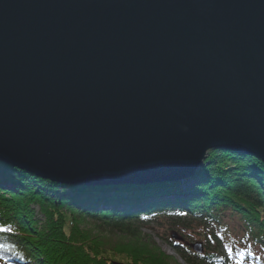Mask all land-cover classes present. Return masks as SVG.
Here are the masks:
<instances>
[{
  "label": "water",
  "instance_id": "water-1",
  "mask_svg": "<svg viewBox=\"0 0 264 264\" xmlns=\"http://www.w3.org/2000/svg\"><path fill=\"white\" fill-rule=\"evenodd\" d=\"M219 149L264 163V0H0L1 162L141 187Z\"/></svg>",
  "mask_w": 264,
  "mask_h": 264
},
{
  "label": "trees",
  "instance_id": "trees-1",
  "mask_svg": "<svg viewBox=\"0 0 264 264\" xmlns=\"http://www.w3.org/2000/svg\"><path fill=\"white\" fill-rule=\"evenodd\" d=\"M227 220L264 252V163L255 155L214 150L194 177L141 187L61 185L0 161V264H179L156 238L185 264H231L219 245L207 241L199 255L160 233L175 239Z\"/></svg>",
  "mask_w": 264,
  "mask_h": 264
},
{
  "label": "rangeland",
  "instance_id": "rangeland-1",
  "mask_svg": "<svg viewBox=\"0 0 264 264\" xmlns=\"http://www.w3.org/2000/svg\"><path fill=\"white\" fill-rule=\"evenodd\" d=\"M226 223L228 227L222 229L195 225L191 229L183 230L181 234H178L179 237L177 238H181L182 241L171 238L172 232L166 234L165 229L161 230L160 233L164 236H169L172 243L181 241L180 243L187 248H191V245L194 244H202L204 247L202 255L208 252L206 249L207 241L212 249L217 248V245H219L221 251L230 259L231 264H260V261L258 262L256 260H261L264 257V252L253 245V242L248 238V235L242 228V224L236 220H227ZM145 233L156 238L154 231L150 229L145 230ZM156 241L163 254L173 257L179 264H185L173 251L171 244H166V242L157 238ZM253 258H256V260H253ZM115 262H119V260Z\"/></svg>",
  "mask_w": 264,
  "mask_h": 264
}]
</instances>
